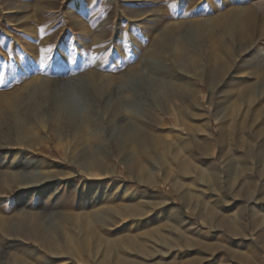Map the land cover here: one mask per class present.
<instances>
[{
  "label": "rangeland",
  "instance_id": "374dc122",
  "mask_svg": "<svg viewBox=\"0 0 264 264\" xmlns=\"http://www.w3.org/2000/svg\"><path fill=\"white\" fill-rule=\"evenodd\" d=\"M0 264H264V0H0Z\"/></svg>",
  "mask_w": 264,
  "mask_h": 264
},
{
  "label": "bare ground",
  "instance_id": "6f19581e",
  "mask_svg": "<svg viewBox=\"0 0 264 264\" xmlns=\"http://www.w3.org/2000/svg\"><path fill=\"white\" fill-rule=\"evenodd\" d=\"M233 18V26L228 27V34L231 36L236 35V37L238 35L241 38H245L254 25V14L251 12L236 14ZM59 107L64 109L62 103H59ZM244 189L246 193L253 192L254 189H256L255 182L252 181V179H247V181L244 183Z\"/></svg>",
  "mask_w": 264,
  "mask_h": 264
}]
</instances>
